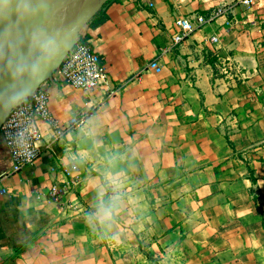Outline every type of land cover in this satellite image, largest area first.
<instances>
[{
	"label": "crops",
	"instance_id": "0c3cea01",
	"mask_svg": "<svg viewBox=\"0 0 264 264\" xmlns=\"http://www.w3.org/2000/svg\"><path fill=\"white\" fill-rule=\"evenodd\" d=\"M232 1H71L0 93V124L40 86L61 125L82 112L87 122L49 148L41 121V154L16 172L0 130V264H264V0L172 46L176 18ZM100 9L106 21L90 25ZM81 34L110 72L93 91L53 78ZM101 199L116 205L110 225L94 218Z\"/></svg>",
	"mask_w": 264,
	"mask_h": 264
},
{
	"label": "built area",
	"instance_id": "2783aa9c",
	"mask_svg": "<svg viewBox=\"0 0 264 264\" xmlns=\"http://www.w3.org/2000/svg\"><path fill=\"white\" fill-rule=\"evenodd\" d=\"M236 3L250 6L253 4V0L225 2L210 15L196 13L176 18L173 24L172 46L183 42L195 30L215 20L218 15L232 10ZM212 39L216 41L218 38L213 36ZM149 67L159 70L158 60H153ZM109 77V68L103 55L97 51L91 40L82 34L67 50L53 75V78L61 83L71 84L87 91H93L101 84L107 83ZM130 79H134V76ZM119 90L120 86L114 87L110 94L118 93ZM49 102V91L45 86H40L31 95L22 97L1 122L0 130L4 135L13 161L12 171L21 170L40 156L41 148L38 142L42 137L41 121L48 122L53 129V137L47 142L49 148L68 130L86 124L87 112H82L72 116L67 125H61L52 114ZM68 172L70 173L69 170ZM78 182V177L72 176L65 182L63 188L54 185L51 190V198L59 200L64 191L73 188Z\"/></svg>",
	"mask_w": 264,
	"mask_h": 264
},
{
	"label": "water",
	"instance_id": "95a60500",
	"mask_svg": "<svg viewBox=\"0 0 264 264\" xmlns=\"http://www.w3.org/2000/svg\"><path fill=\"white\" fill-rule=\"evenodd\" d=\"M49 1L50 0H0V93L11 87L21 78L33 60L53 39L61 20L41 12L43 4ZM71 1L72 0H63L60 4L62 9L67 8ZM10 17L16 22L21 21V19H27L31 21V24H27L28 29L26 28L25 31L29 30V33L27 40H24V38L16 34L14 29L16 24L19 25L20 23L13 22L11 26V30L13 31L12 35L21 47L18 53L2 67L1 56L3 37L8 26L7 19ZM73 43L68 46L67 50ZM19 100L20 99H17L13 103V106L17 104Z\"/></svg>",
	"mask_w": 264,
	"mask_h": 264
},
{
	"label": "bare ground",
	"instance_id": "6f19581e",
	"mask_svg": "<svg viewBox=\"0 0 264 264\" xmlns=\"http://www.w3.org/2000/svg\"><path fill=\"white\" fill-rule=\"evenodd\" d=\"M62 0H50L48 3L43 4L41 8V12L45 15L52 16L55 19L63 20L65 13L67 11V8L62 9L60 2ZM60 8V9H59ZM55 9H59V12L56 14ZM8 26L4 32L3 37V47H2V56H1V66H5L19 51L21 45L18 44L13 37L11 30V26L13 25V22H16L12 17L7 19ZM16 23H20L19 25L16 24L15 32L18 36L21 38H24V40H27V36L29 33V30L25 31V29H28L27 24H31L30 20L27 19H21V21H18ZM13 29V30H14Z\"/></svg>",
	"mask_w": 264,
	"mask_h": 264
},
{
	"label": "clouds",
	"instance_id": "9594fccd",
	"mask_svg": "<svg viewBox=\"0 0 264 264\" xmlns=\"http://www.w3.org/2000/svg\"><path fill=\"white\" fill-rule=\"evenodd\" d=\"M103 193H101V197ZM116 210L115 203L105 204L103 199H101L100 205L97 211L94 213V218L99 221L101 225H110L113 218L114 212Z\"/></svg>",
	"mask_w": 264,
	"mask_h": 264
},
{
	"label": "trees",
	"instance_id": "16d2710c",
	"mask_svg": "<svg viewBox=\"0 0 264 264\" xmlns=\"http://www.w3.org/2000/svg\"><path fill=\"white\" fill-rule=\"evenodd\" d=\"M107 17H108V14H107L106 10L100 9L99 11H97L94 14L93 18L90 21V25H92V26L100 25L101 23L106 21Z\"/></svg>",
	"mask_w": 264,
	"mask_h": 264
},
{
	"label": "rangeland",
	"instance_id": "374dc122",
	"mask_svg": "<svg viewBox=\"0 0 264 264\" xmlns=\"http://www.w3.org/2000/svg\"><path fill=\"white\" fill-rule=\"evenodd\" d=\"M60 9V8H59ZM59 9H55V13L57 14L59 12Z\"/></svg>",
	"mask_w": 264,
	"mask_h": 264
}]
</instances>
